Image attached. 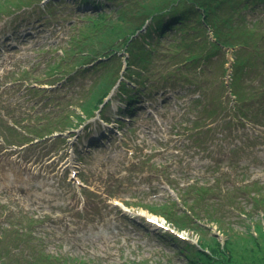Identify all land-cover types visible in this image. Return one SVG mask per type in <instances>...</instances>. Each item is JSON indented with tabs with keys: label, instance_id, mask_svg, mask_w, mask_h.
I'll return each instance as SVG.
<instances>
[{
	"label": "rangeland",
	"instance_id": "rangeland-1",
	"mask_svg": "<svg viewBox=\"0 0 264 264\" xmlns=\"http://www.w3.org/2000/svg\"><path fill=\"white\" fill-rule=\"evenodd\" d=\"M0 3L6 9L10 1L0 0ZM97 3L105 6L102 0ZM117 3L111 7H116ZM40 5L43 4L37 2L0 21V105L10 104L13 109L14 106H21L25 108L23 113L33 110L44 113V109L38 107L44 105L49 107L48 112L54 117L50 121L74 122L77 125L80 120L77 118L75 121V115L83 116L82 104L91 94L100 93L95 92L100 84L109 81V74L106 80L103 78L106 73L97 80L98 75L117 67V64L111 68L110 65L100 67L103 71L97 70L92 84L90 82L96 70L88 66L70 80L58 82L59 91L55 85L48 88L52 91L35 92L26 87L25 81L3 85L6 80L18 76V73L11 75L18 65L25 67L20 73L22 79L28 77L29 81H33L31 76L36 75L40 76L41 82L50 80L33 70L35 63L42 60L41 57L36 60L37 55L33 51L40 46L46 48L48 44L59 46L67 25L59 27L63 22L46 25L49 20L45 19V13L49 8H58L60 10L57 9L52 19H66L70 12L64 10L79 4L77 0H53L46 10L36 7ZM89 8L88 4L79 6L82 15L88 13ZM118 15L104 19L115 27L119 25ZM255 16L252 14L249 17L254 19ZM69 19L84 25L73 14ZM114 34L112 31L111 37ZM93 38V44H103L97 34ZM144 40L152 38L146 36ZM68 45L69 39L57 49L63 48V58L66 59L59 65L61 71L70 73L80 58L65 50ZM210 68L213 75L208 78H219L218 66L213 64ZM41 85L45 87L46 84ZM11 86H15L16 91L9 90ZM226 93L222 107L231 108L233 101L227 99ZM183 95L187 97V94ZM59 97L64 98L60 101ZM141 100L143 102L137 103L132 110L135 111L133 116L123 115L119 122L111 121L112 127L109 126L112 133L100 126L101 119L97 117L90 121L83 120L80 126L74 125L76 129L65 130L61 136L42 138L30 145L20 142L6 146L0 141V232L7 231L5 242L0 236V263L27 264L38 256L34 249L39 246L30 234L26 233V237H30L26 243L10 241L11 230L17 229L15 234H18L22 229H31L27 218L14 217L22 209L23 214L34 215L43 222L41 228H36L33 237L43 239L42 243L49 253L67 255L71 259H87L89 264H186V259L181 255L183 252L180 250V255L177 252V248L184 247V243L171 244L157 235L153 225L147 223V227L142 228V224L138 223V217H143L145 223L144 217L150 216L152 211L150 207L159 209L163 203H166L169 211L172 210V218L178 214L180 202L198 222L192 227L187 220L180 218L184 225L180 232L194 241L190 243L193 247L196 242V247L201 245L205 252H210L201 233L205 238L215 233L221 252L227 238L239 241V237L246 238L247 243L242 241L237 248L246 244L245 249L257 252L246 235L251 232L253 238L260 241L261 231L256 229V225H260L264 232V184L260 183V180L264 181V138L256 137V132L240 121L227 125L218 116L216 120L219 121L212 124L209 131L206 128L196 130V139L189 140L183 127H199L195 122L182 120L181 114L188 105L185 97L171 95L170 99H162L161 95L152 94L149 98L143 96ZM111 106L112 109L107 108L105 114L115 117L117 107L124 104L116 97ZM70 107L73 110L65 113ZM101 131L109 138L99 139L97 147L84 146ZM74 134L75 140L69 141L70 135ZM81 148L87 151L81 152ZM57 157L62 160H57ZM71 164L77 167L76 176L72 177L69 174ZM252 181L259 183L251 188ZM168 183L174 187L178 184L182 186L181 192L177 191L178 196H173V200L178 199L174 204L168 197L171 194ZM245 184L248 185L249 196L256 191L255 198L262 201L251 206L247 195L240 194V188ZM83 188L87 190H80ZM240 196L243 198L239 201ZM122 202H126V205ZM120 207L128 210L127 213H123ZM241 212L248 214L247 220L239 216ZM260 245V250H264V246ZM231 249L230 257L234 262ZM184 251L186 253L187 249L184 248Z\"/></svg>",
	"mask_w": 264,
	"mask_h": 264
},
{
	"label": "trees",
	"instance_id": "trees-1",
	"mask_svg": "<svg viewBox=\"0 0 264 264\" xmlns=\"http://www.w3.org/2000/svg\"><path fill=\"white\" fill-rule=\"evenodd\" d=\"M5 1H10L8 5H17L16 7L21 5L20 7H22L30 0ZM108 1L111 6L115 2L118 3L116 7L112 8L113 11L109 9L107 13H102L98 9V4L92 2L95 16L86 18L88 20L83 21L84 25L78 26L70 38L71 44L67 49L71 55L80 58L76 68L92 64L93 67L99 69L112 63H118L117 68L109 67L111 70L108 69L98 75L97 80L106 73L103 76L106 80L109 74V81L103 82L104 85L100 84V87L95 91L100 93L91 94V97L82 104V114L91 115L92 110L97 107V103L108 93L119 77H122L117 86V96L126 102L125 113L130 112L134 108L135 102L144 95L149 97L153 92L169 90L176 93H197V97L191 98L189 103L193 109L196 110L197 106H200L202 110L192 112L190 106H187L188 114L194 118L192 120L195 122L202 116L216 120L226 109L222 107L223 90L222 86L217 83L218 78H208L211 74L213 75L210 66L216 64L219 70L217 77H222L227 70L225 68V64L228 63L226 55L230 54L233 58L230 64L232 70L230 94L233 96L234 104L229 111H226L225 116L230 115L229 121L244 119L255 125L263 123L264 20L259 21L258 19L250 22L247 19V14L264 10V0ZM1 5L2 3H0V9L6 7ZM117 13L120 21L119 25L114 27L105 19ZM112 31L115 34L111 37ZM96 34L103 44H93V36ZM146 36L151 37L152 40H144ZM63 54L55 63L54 61L48 63L44 76L51 77L60 73L59 63L66 61ZM120 57H125L126 61L122 72V67L119 68ZM100 58L104 61H99ZM97 61L99 62L95 64ZM246 76L250 79H258L257 84L250 85ZM91 98L93 99L91 100ZM75 116L79 120L82 119L79 115ZM67 126L71 127V123H61L60 128L56 123L53 125L48 123L42 127V132L37 134L41 137L63 131L67 129ZM6 131L8 135L19 134L16 129L6 128ZM29 133L34 134V129ZM260 201L262 199L253 198L251 202ZM165 206L166 203H163L159 209L153 207L149 209L164 216L178 228L184 226L181 217L187 220L192 227L196 226L193 214L189 215L187 211L182 210L170 218L173 214L172 210L169 211ZM247 218L246 214L244 219ZM263 220L260 221L263 222ZM26 221L32 225L36 220L28 219ZM245 223L249 226V223ZM256 229L261 231L260 241L254 239L251 232L246 236L250 237L248 240L257 249V252L250 251V248L245 249L246 244H241L242 247L237 248L242 241L247 243V239L244 237H239V241H230V238H227L224 246L221 247L223 250L221 252L218 250L220 245L217 238L214 235L205 238L202 233L201 238L207 241L206 245H209L210 252L207 250L205 252L201 245L193 247L187 242H184V247H178L177 252L180 253V250L183 252L180 254L186 259V264H264V250H260V244L264 246V232L260 225H256ZM30 231L31 229H26L25 231L21 230L22 233L15 234L17 229L11 230L10 241L12 239L18 244L26 243L30 239L29 236L26 237V233L30 234ZM6 232H0L2 242H5ZM245 232L247 231L245 230ZM184 248L187 249L186 253ZM213 248L216 250L213 251ZM230 249L234 254V262L230 257ZM34 250L38 256L27 264H35V262H38L37 264H44V262L83 264L82 260L71 258H62L61 260L59 257L43 255L42 250ZM0 264L5 263L1 262Z\"/></svg>",
	"mask_w": 264,
	"mask_h": 264
}]
</instances>
